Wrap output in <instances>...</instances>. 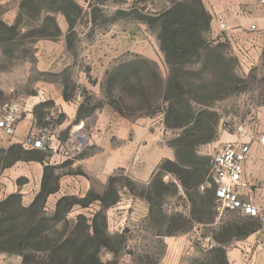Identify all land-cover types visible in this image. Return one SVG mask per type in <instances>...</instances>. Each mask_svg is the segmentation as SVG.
<instances>
[{
    "label": "rangeland",
    "instance_id": "obj_1",
    "mask_svg": "<svg viewBox=\"0 0 264 264\" xmlns=\"http://www.w3.org/2000/svg\"><path fill=\"white\" fill-rule=\"evenodd\" d=\"M172 1L176 0H25L22 9V0H0V21L7 27L17 22L15 31L0 28V103L16 104L21 112L18 124L31 123L13 144L22 145L32 131L46 138L44 149L37 151L54 167V176H59V189L45 204L46 217L52 216L59 198L81 199L89 190L100 194L108 178L115 179L119 201L105 211L110 240L98 255L103 264H223L221 251L232 249L256 232L264 237V196H251L248 182L242 200L255 205L256 216L217 210L214 200V224L197 225L200 215L190 214L202 208L199 198L213 187L208 170L203 184L188 192L196 196L192 203L172 173L174 167L165 163L175 162L172 146L184 129L171 130L164 125L167 103L161 99L169 69L159 49L156 26L148 25L147 19L166 10ZM252 1L260 5L259 0ZM201 2L211 17L205 39L232 59L229 69L236 78L230 96L202 109L196 124L186 129L193 136L188 140L196 144V155L205 160L208 169L211 156L224 144H249L256 133L264 109V50L253 58L247 56L243 37L228 39L218 30V21L229 17L224 7L214 9L213 5L223 6L224 0ZM241 2L237 9L244 16L249 0ZM205 65L204 69L201 64L186 67L183 72L188 73L181 76V82L203 86L204 96L217 93L218 98L226 85L222 69L209 58ZM63 105L76 110L75 118ZM199 109L194 105V111ZM101 114L110 117V127L115 123L111 118L117 116L130 123L149 122L158 143L168 147L170 157L159 162L146 182L134 179L126 169L89 171L81 164L83 157L100 155L99 145L85 147L83 141L81 150L77 139L95 132L93 124ZM80 119L85 125L78 129ZM11 137L0 131V150L13 145H4ZM111 142L119 143L115 137ZM3 160L0 153V163ZM202 161H194L195 169H202ZM37 173L36 163L13 164L2 170L0 188L11 181L27 201L33 200L41 184L40 179L38 188ZM75 182L88 184V189L82 190L80 184L78 190L67 189L76 186ZM98 210V203L84 209L76 204L67 219L78 214L90 219ZM176 215L185 221L168 235L170 219Z\"/></svg>",
    "mask_w": 264,
    "mask_h": 264
},
{
    "label": "trees",
    "instance_id": "obj_2",
    "mask_svg": "<svg viewBox=\"0 0 264 264\" xmlns=\"http://www.w3.org/2000/svg\"><path fill=\"white\" fill-rule=\"evenodd\" d=\"M24 6L25 0H22L20 8L23 9ZM147 20L148 25L156 26L159 49L169 69L161 99L167 103L164 125L171 130L184 129L183 135H180L172 146L175 150V162L167 160L165 163L174 167L172 173L178 178L187 199L193 203L196 196L191 197L188 192L196 191L203 184L208 169L205 160L202 161L196 155V144L188 140L193 136H190L186 129L190 124H196L198 117L203 113L202 109L210 108L215 100L230 96V86L236 80L232 69H229L232 59L219 52L220 47L214 49L212 44L206 41L205 35L209 30L211 17L201 0L172 1L166 10ZM16 27L17 22L7 27L0 21V28L15 31ZM208 58L213 59L218 68L222 69V78L226 83L222 95L217 96L218 98L215 97L217 93L208 95L209 97L204 96L203 86L183 85L181 82V76L188 73L183 72L186 67L201 64L204 69L205 60ZM194 105L201 110L194 111ZM0 153L4 154V160L0 163V174L16 161L44 163L46 159V156L39 154L37 150H27L21 144L10 145L0 150ZM198 160L202 161L201 170L195 169L194 161ZM53 170V166H44L40 189L28 206L21 205L19 194H11L0 201V253L21 257V264H103L98 255L102 248L108 247L110 240L106 233L105 211L119 201L114 177L108 178L100 194L89 190L81 199L70 196L59 198L52 216L47 218V198L59 189V176H54ZM157 183L162 186L160 180ZM151 189L149 184L148 192ZM147 200L150 201L149 198ZM199 200L202 208L196 212L192 210L190 217L198 214V222L212 223L214 188L205 190L204 196ZM93 203H98L99 210L90 219L82 214L76 215L72 220L67 219V214L76 204L84 209ZM184 221L181 215L173 216L170 219L168 235L178 229ZM213 239L217 242L215 237ZM220 253L223 264H228L225 252Z\"/></svg>",
    "mask_w": 264,
    "mask_h": 264
},
{
    "label": "crops",
    "instance_id": "obj_3",
    "mask_svg": "<svg viewBox=\"0 0 264 264\" xmlns=\"http://www.w3.org/2000/svg\"><path fill=\"white\" fill-rule=\"evenodd\" d=\"M241 4V0H224L223 6L213 5V7L215 9L220 6L226 9L229 17L226 19V37L228 39L230 36L243 37L246 55L248 56L249 54L253 58L257 51L264 50V6L260 9L258 8L260 5H257L255 1L249 0V4L246 7L247 13L241 16L237 9ZM252 25L255 26L256 32L250 33L249 28ZM62 108L64 111L68 110L71 112L73 115L70 116L75 118L76 110L74 108H69L67 105H63ZM109 119L110 117L106 119L104 114L96 116L93 124L95 132L87 135V138L80 137V139H77L81 150H83V140L85 141V147L92 145V143L101 147L99 156L83 157L80 159L81 164H84V168L89 171L104 169L112 172L116 169H126L130 171L134 179L146 182L159 162L163 159H168L171 152L168 155V147L158 143V138L149 129V122L135 121L130 123L123 117L117 116L111 118L115 123H112L110 127L108 125ZM78 121L77 124L79 123V125H76V127L79 129L85 123H83L82 119ZM28 125L31 126L28 121L20 122L16 126L14 136L11 137L10 142L6 141L4 145L8 146L19 142L18 138L21 139L25 135ZM255 131L254 137L248 144L249 157L245 164L246 180L251 196H264V109L260 113V123ZM114 137L119 143L112 145L111 140ZM19 162L21 161H16L14 165ZM28 162L36 163L38 166L37 187L39 188L43 168L47 163ZM95 162L98 165L96 167L92 166ZM7 182L8 184H4L0 188V200L11 194L18 193L21 196L22 205L28 206L32 199L27 201L23 191L18 192L19 189L11 181ZM75 183L77 184L76 186L67 189L78 190L79 184L82 190L88 189V184L84 182ZM60 191H63L62 187H60ZM208 224H214V220L212 223H198L197 225L206 226ZM225 257L228 264H264V237H259L257 232L248 235L244 240L235 243L232 249H227ZM0 264H21V261L17 256L0 254Z\"/></svg>",
    "mask_w": 264,
    "mask_h": 264
},
{
    "label": "built area",
    "instance_id": "obj_4",
    "mask_svg": "<svg viewBox=\"0 0 264 264\" xmlns=\"http://www.w3.org/2000/svg\"><path fill=\"white\" fill-rule=\"evenodd\" d=\"M264 6V0H259ZM218 30L227 32V22L218 21ZM249 32H256L254 25ZM21 120V112L12 102L0 103V131L7 136H14L16 126ZM46 138L34 131L22 142L26 148L44 149ZM249 157V146L246 143L233 142L224 144L210 158L208 164V182L214 187V198L217 210L228 212L241 211L244 215L254 217L258 210L251 201H243L242 195L247 187L245 164Z\"/></svg>",
    "mask_w": 264,
    "mask_h": 264
},
{
    "label": "bare ground",
    "instance_id": "obj_5",
    "mask_svg": "<svg viewBox=\"0 0 264 264\" xmlns=\"http://www.w3.org/2000/svg\"><path fill=\"white\" fill-rule=\"evenodd\" d=\"M76 137V136H75ZM79 137V136H78ZM76 139H77V137H76ZM80 139V138H79ZM84 139V138H83ZM82 141V140H81ZM84 141V140H83Z\"/></svg>",
    "mask_w": 264,
    "mask_h": 264
}]
</instances>
